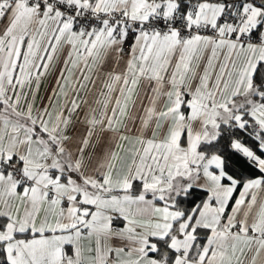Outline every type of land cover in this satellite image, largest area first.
I'll return each instance as SVG.
<instances>
[{
  "label": "snow or ice",
  "instance_id": "6c2138e0",
  "mask_svg": "<svg viewBox=\"0 0 264 264\" xmlns=\"http://www.w3.org/2000/svg\"><path fill=\"white\" fill-rule=\"evenodd\" d=\"M0 264H264V0H0Z\"/></svg>",
  "mask_w": 264,
  "mask_h": 264
}]
</instances>
